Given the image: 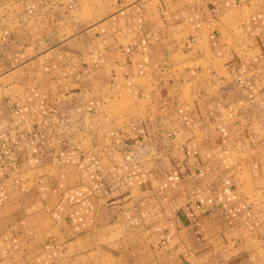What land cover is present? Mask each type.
<instances>
[{
  "label": "crops",
  "instance_id": "0c3cea01",
  "mask_svg": "<svg viewBox=\"0 0 264 264\" xmlns=\"http://www.w3.org/2000/svg\"><path fill=\"white\" fill-rule=\"evenodd\" d=\"M0 264H264V0H0Z\"/></svg>",
  "mask_w": 264,
  "mask_h": 264
},
{
  "label": "rangeland",
  "instance_id": "374dc122",
  "mask_svg": "<svg viewBox=\"0 0 264 264\" xmlns=\"http://www.w3.org/2000/svg\"><path fill=\"white\" fill-rule=\"evenodd\" d=\"M142 3V2H141ZM140 4V3H139ZM67 6H66V11H64L63 12V17H65V19H69L68 17L69 16H71L72 14H71V8L69 9V7L68 6H70L69 4H66ZM140 6V5H139ZM10 24H12V23H10ZM5 26H8V24L6 25V23L4 24ZM63 30H62V32H60L61 34H62V36H63V38H65V37H71V36H73L74 35V33L76 32L75 30H77L78 32H82V30H84V28H81V29H79V28H77V29H69V27H64L63 26ZM83 33V32H82Z\"/></svg>",
  "mask_w": 264,
  "mask_h": 264
}]
</instances>
